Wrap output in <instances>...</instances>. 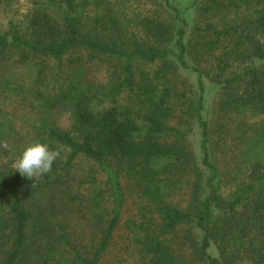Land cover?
Returning <instances> with one entry per match:
<instances>
[{
    "label": "trees",
    "instance_id": "trees-1",
    "mask_svg": "<svg viewBox=\"0 0 264 264\" xmlns=\"http://www.w3.org/2000/svg\"><path fill=\"white\" fill-rule=\"evenodd\" d=\"M35 1L24 29H0V264H101L128 188L137 264H264V0ZM33 142L64 146L35 181L12 167ZM79 159L110 187L79 180Z\"/></svg>",
    "mask_w": 264,
    "mask_h": 264
},
{
    "label": "rangeland",
    "instance_id": "rangeland-1",
    "mask_svg": "<svg viewBox=\"0 0 264 264\" xmlns=\"http://www.w3.org/2000/svg\"><path fill=\"white\" fill-rule=\"evenodd\" d=\"M35 0H0V29L2 31L7 30L12 24L20 25L21 28H25L28 22L29 14L33 10L35 6ZM133 7L137 8L139 4L140 7L138 10H142L141 6L143 7L142 2L144 0H131ZM131 3L128 2V5ZM149 4V3H147ZM153 66H149L147 64H143L141 68H152ZM99 74H102L99 73ZM195 79L190 78L189 83H193L192 86L187 83V90H194L196 91V84ZM206 111L205 116L208 117L210 120V125L212 129V136L215 139L214 141L218 142L215 145V154L218 158L222 160V166L225 163H230L233 165V155L231 154V149L233 148L234 144H237L235 139V134L233 133L232 136L228 138V142L223 144L222 139L217 141V128L218 122L221 120V115L223 114L220 108V98L222 97V92L216 87L214 82H209L206 80ZM20 102L18 99L12 102H8V105L5 104L8 108H17V113L21 115H26L28 113L29 108L26 106H22L19 104ZM21 103V102H20ZM23 122V120H21ZM58 122L60 125L64 127H68L71 122L70 114L65 110H61L58 113ZM192 130L190 134V140L192 141L193 148L199 153V128L198 126L192 122ZM222 135V134H221ZM218 145V146H217ZM233 145V146H232ZM76 167V173L79 176L78 179L81 180L86 173L89 172L90 169H95L96 174L99 176V181L101 185L105 188L110 187V183H108L107 174L100 171L98 166H95L92 163H89L87 160H78ZM127 182H124V187H126ZM236 186L232 183H227L225 186L226 194H230L234 192ZM131 191V192H130ZM137 213V197L134 191L127 189V193L125 194L124 205L121 214V221L119 224L118 229L115 232V236L113 242L110 246L109 251L104 256L101 264H137V260L135 259L131 249L128 250V240L126 239L127 236V228H126V221L129 218H134ZM242 264V263H239ZM245 264V263H244Z\"/></svg>",
    "mask_w": 264,
    "mask_h": 264
},
{
    "label": "clouds",
    "instance_id": "clouds-1",
    "mask_svg": "<svg viewBox=\"0 0 264 264\" xmlns=\"http://www.w3.org/2000/svg\"><path fill=\"white\" fill-rule=\"evenodd\" d=\"M4 147L8 145L5 143ZM63 151V145L51 149L46 143L33 142L25 147L12 167L22 176L35 181L51 171L53 163L61 157Z\"/></svg>",
    "mask_w": 264,
    "mask_h": 264
}]
</instances>
